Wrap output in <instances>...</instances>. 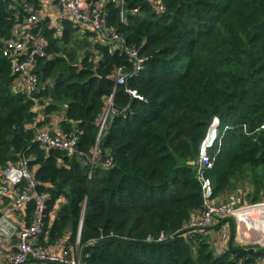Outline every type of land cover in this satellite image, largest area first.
<instances>
[{
  "label": "trees",
  "instance_id": "1",
  "mask_svg": "<svg viewBox=\"0 0 264 264\" xmlns=\"http://www.w3.org/2000/svg\"><path fill=\"white\" fill-rule=\"evenodd\" d=\"M152 1L125 0L124 19L109 3L107 15L144 58L126 83L144 99L115 85L114 68L128 61L109 53L91 29L79 34L70 20L59 33L45 22L32 29L46 37L34 94L44 113L63 112L59 126L77 136L79 148L91 154L97 145L91 177L87 157L34 140L32 101L1 52L18 19L0 1V184L1 170L24 156L45 200L35 243L79 246L84 264H251L264 247L218 249L217 226L191 236L180 228L202 206L193 160L215 116L221 134L205 170L213 194L264 197V0H164L163 12ZM110 94L114 107L128 106L98 139ZM9 200L4 194L2 202ZM22 210L26 225L36 201ZM160 233L171 236L147 240Z\"/></svg>",
  "mask_w": 264,
  "mask_h": 264
},
{
  "label": "built area",
  "instance_id": "2",
  "mask_svg": "<svg viewBox=\"0 0 264 264\" xmlns=\"http://www.w3.org/2000/svg\"><path fill=\"white\" fill-rule=\"evenodd\" d=\"M0 1L4 3L6 10L13 12L18 19L12 36L3 41L1 52L9 61L15 75L16 87L32 101V109L35 111L32 117V124L35 126L34 140L45 147L60 149L68 156L87 157L89 162L87 174L91 177V166L97 160L100 151L97 145L92 149L91 154H87L77 146L75 134L64 131L51 132L47 128L38 126L36 122L40 113V97L34 94L39 88V78L36 72L37 57L44 54L46 37L39 32L33 34L31 30L38 27L40 21L47 16L40 14L41 9L35 5L34 0ZM49 1L54 7L53 17L50 18L51 23L49 24L57 33L64 28L65 20L69 19L82 35L85 28L94 31V40L104 42L109 53L116 52L119 55H125L128 65L119 64L114 68L115 85H124L130 96L144 99L135 89L126 85L128 77L144 68V58L138 48L129 44L124 35L108 22V4L113 3L118 8L120 19H124L128 11L125 0ZM152 2L156 12L165 10L164 0H153ZM131 9L133 12H140L141 7L135 5ZM127 106L128 103L121 109L114 107L112 94H110L100 118L98 139L104 134L107 122L115 114L123 112ZM220 134L219 119L215 116L207 128L197 157L193 160L196 177L201 185L202 206L197 215L185 222L180 229L191 236L195 229L217 226L214 244L218 249H222L226 246L224 240H227L229 235L230 223L227 217H232L235 241L251 242L248 237L250 236L260 243L261 247H264V198L257 201H245L236 191L228 192L222 199L213 194V184L205 170L211 166L213 161L209 147L214 144ZM1 179L0 194L2 196L0 197L2 198L5 194L10 200L7 203L1 202L0 239L5 242L11 240L13 236L16 237V248L6 255L5 264H23L28 261L34 264H84L82 250L79 246H67L61 241H47L42 245L35 243L44 216L45 200L44 196L38 192V182L33 177L27 159L23 156L18 163L4 167L1 170ZM23 182L25 184L21 185ZM32 200L36 201V214L31 222L21 225L22 209ZM241 221H246L249 228L241 230L239 227ZM168 236L171 234L160 233L156 238L148 236L147 240L162 241ZM78 242L77 239L76 243ZM251 264H264V256L253 260Z\"/></svg>",
  "mask_w": 264,
  "mask_h": 264
},
{
  "label": "crops",
  "instance_id": "3",
  "mask_svg": "<svg viewBox=\"0 0 264 264\" xmlns=\"http://www.w3.org/2000/svg\"><path fill=\"white\" fill-rule=\"evenodd\" d=\"M34 2H35V5L39 9H41L40 14L42 16H47L45 19H43L40 22H45L47 24V26H50V24H49V22L51 23L50 18L53 17V13H54L53 5L50 3L49 0H34ZM41 5L43 8L41 7ZM66 20H69V19H66ZM64 24H65V22H64ZM51 28H53V27H51ZM31 31L34 34L33 30H31ZM77 33L80 34L79 31H77ZM38 90H39V88H38ZM39 97L41 99V96H39ZM39 109H40V113L38 116V120L36 121L37 125L42 127V128H47L51 132H56V133L61 132L62 130L59 126V120L63 117V112L60 110H57V111L54 110V111H51L49 113H44L41 104L39 105ZM237 192H239V191H237ZM0 199H1L0 200V212H1L2 198L0 197ZM22 216H21V218H22ZM233 240L235 241L234 234H233ZM235 242H237V241H235ZM224 245H226V246L228 245V239L224 240ZM15 248H16V237L15 236H13L11 238V240L5 241V242L0 239V264H5L6 255L10 252H13ZM31 264H34V263H31Z\"/></svg>",
  "mask_w": 264,
  "mask_h": 264
},
{
  "label": "rangeland",
  "instance_id": "4",
  "mask_svg": "<svg viewBox=\"0 0 264 264\" xmlns=\"http://www.w3.org/2000/svg\"><path fill=\"white\" fill-rule=\"evenodd\" d=\"M251 183L250 182H245V185H244V191L245 192H247V191H249V190H251ZM264 196V195H263ZM264 197H262V198H260V199H258V200H261V199H263ZM250 200V199H249ZM255 201H257V200H255ZM235 227H236V224H235ZM229 231H230V227H229V229H228ZM249 237V240L251 241V242H244V241H237L236 243L239 245V246H242V247H249V246H253V247H256V248H260L261 247V245H260V243H258L256 240H253V238H251L250 236H248Z\"/></svg>",
  "mask_w": 264,
  "mask_h": 264
},
{
  "label": "water",
  "instance_id": "5",
  "mask_svg": "<svg viewBox=\"0 0 264 264\" xmlns=\"http://www.w3.org/2000/svg\"><path fill=\"white\" fill-rule=\"evenodd\" d=\"M229 223H230V231H229V236H228V247H231L233 249H238V248H244L246 249V247H242V246H233V234H234V220L232 217H227ZM250 250L255 249V247H249Z\"/></svg>",
  "mask_w": 264,
  "mask_h": 264
},
{
  "label": "bare ground",
  "instance_id": "6",
  "mask_svg": "<svg viewBox=\"0 0 264 264\" xmlns=\"http://www.w3.org/2000/svg\"><path fill=\"white\" fill-rule=\"evenodd\" d=\"M239 227H240L241 230H245V229H248V228H249V224H248L246 221H241V222L239 223ZM252 234H253V235H256L255 232H252ZM258 236H259V237L261 236L260 233L258 234Z\"/></svg>",
  "mask_w": 264,
  "mask_h": 264
}]
</instances>
